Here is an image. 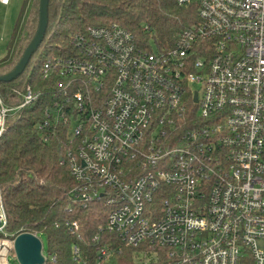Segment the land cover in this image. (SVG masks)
I'll use <instances>...</instances> for the list:
<instances>
[{
  "label": "built area",
  "instance_id": "obj_1",
  "mask_svg": "<svg viewBox=\"0 0 264 264\" xmlns=\"http://www.w3.org/2000/svg\"><path fill=\"white\" fill-rule=\"evenodd\" d=\"M190 2L198 22L172 48L139 47L115 23L44 63L63 80L54 121L76 139L70 193L82 207L100 201L104 229L139 255L264 264V0H178ZM36 100L30 90L15 108L0 98V136L6 117ZM5 225L0 201L1 238L13 240Z\"/></svg>",
  "mask_w": 264,
  "mask_h": 264
},
{
  "label": "trees",
  "instance_id": "obj_2",
  "mask_svg": "<svg viewBox=\"0 0 264 264\" xmlns=\"http://www.w3.org/2000/svg\"><path fill=\"white\" fill-rule=\"evenodd\" d=\"M38 1L23 2L7 54L0 60V76L16 66L34 37ZM47 4V27L37 51L21 75L10 83L0 82V98L7 108L20 105L26 90L37 95L35 102L6 117L0 136L4 232L9 239L19 233L46 237L45 264H135L140 261L136 259L139 249L126 246L117 234L104 229L107 208L100 201L82 207L72 200L75 182L67 153L73 152L76 139L68 123L54 121V104L61 103L58 84L63 80L51 69L45 74L44 63L74 55L72 39L85 36L89 28L115 23L132 33L139 47L172 48L180 33L197 24L198 4L180 5L178 0H48ZM66 222L77 223L80 238L71 234ZM76 245L79 254L74 260ZM101 250L109 256L99 257ZM157 258L152 264L167 263L162 253Z\"/></svg>",
  "mask_w": 264,
  "mask_h": 264
},
{
  "label": "water",
  "instance_id": "obj_3",
  "mask_svg": "<svg viewBox=\"0 0 264 264\" xmlns=\"http://www.w3.org/2000/svg\"><path fill=\"white\" fill-rule=\"evenodd\" d=\"M48 0H39L38 27L34 37L25 47V51L16 66L7 74L0 76V82L10 83L16 77L21 75L26 68L31 56L44 38V32L47 27V8ZM43 246L41 240L33 233H19L13 240L0 238V264H8L6 258L10 252H13L18 264H45V258L42 254Z\"/></svg>",
  "mask_w": 264,
  "mask_h": 264
},
{
  "label": "rangeland",
  "instance_id": "obj_4",
  "mask_svg": "<svg viewBox=\"0 0 264 264\" xmlns=\"http://www.w3.org/2000/svg\"><path fill=\"white\" fill-rule=\"evenodd\" d=\"M24 1L25 0H9V7L0 8V60L3 59L7 54L6 49L11 39L10 34L16 21L15 19L18 17ZM75 123V121L71 122L72 129L76 126ZM38 237L41 240L43 246V255L46 258V237ZM158 255H160V252ZM136 259H140V261L137 260L135 264H144L145 262L146 264L157 263V259L153 257V254H151L149 257H145L144 254L141 253V255H138ZM7 261L9 264H18L14 258L13 252L8 254Z\"/></svg>",
  "mask_w": 264,
  "mask_h": 264
},
{
  "label": "crops",
  "instance_id": "obj_5",
  "mask_svg": "<svg viewBox=\"0 0 264 264\" xmlns=\"http://www.w3.org/2000/svg\"><path fill=\"white\" fill-rule=\"evenodd\" d=\"M3 7H9V0H6V3H1L0 2V8H3Z\"/></svg>",
  "mask_w": 264,
  "mask_h": 264
}]
</instances>
